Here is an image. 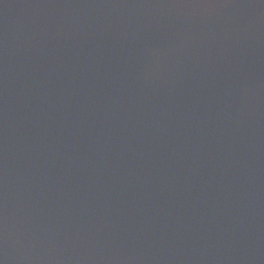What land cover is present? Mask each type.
Instances as JSON below:
<instances>
[{
	"label": "water",
	"instance_id": "obj_1",
	"mask_svg": "<svg viewBox=\"0 0 264 264\" xmlns=\"http://www.w3.org/2000/svg\"><path fill=\"white\" fill-rule=\"evenodd\" d=\"M0 264H264V0H0Z\"/></svg>",
	"mask_w": 264,
	"mask_h": 264
}]
</instances>
